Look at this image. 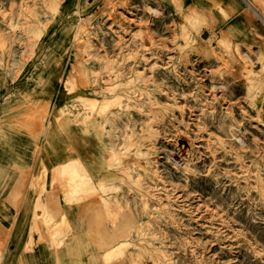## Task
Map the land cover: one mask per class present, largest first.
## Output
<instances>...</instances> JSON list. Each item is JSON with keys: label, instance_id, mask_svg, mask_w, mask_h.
<instances>
[{"label": "rangeland", "instance_id": "374dc122", "mask_svg": "<svg viewBox=\"0 0 264 264\" xmlns=\"http://www.w3.org/2000/svg\"><path fill=\"white\" fill-rule=\"evenodd\" d=\"M0 99V146L18 129L65 137L73 124L86 139L36 178L54 202L41 196L32 224L54 254L93 247L66 243L60 208L77 205L105 244L72 264H264V0H0ZM20 178L25 189L31 170ZM106 194L122 197L121 223L100 221ZM0 225L3 253L1 214Z\"/></svg>", "mask_w": 264, "mask_h": 264}, {"label": "crops", "instance_id": "0c3cea01", "mask_svg": "<svg viewBox=\"0 0 264 264\" xmlns=\"http://www.w3.org/2000/svg\"><path fill=\"white\" fill-rule=\"evenodd\" d=\"M3 113V108H0L1 134L9 131L7 127L8 122L4 119ZM52 116L53 114H51L50 118ZM71 128L73 129L70 131V135L67 136V134H65V137L63 134L50 136V128H47L48 136L45 134L43 138H40V135H38V130L26 134L21 128L22 132L18 129L17 132L13 134L14 137L11 142L13 144L9 146H0V214L3 227H5V225H11V235L6 239V250L9 251L3 252L1 256V259H4L3 264H7L8 261H15L18 264H20V262H23L22 264H66L67 262H71L70 264H72L75 261H90L95 257L103 255V251L99 252V250L94 247L95 245L98 246L99 244H105L103 232L100 234V237L91 234V231L95 232L97 230L92 226H88L86 223H81V207L77 205L67 207L61 205L60 209L64 213H67V219L72 231L71 241H67L66 243H71L72 246H77L80 244V241L74 239L81 236L83 238H88L93 245V247L89 246V242H87L88 246L87 243L84 244V246L86 245L87 253L83 257L74 254L63 256L60 254V250L54 254L52 252L53 245L50 238L41 241L39 239V234L34 231V224H32L33 220L41 217L43 214L42 209H37L40 197H44V200L46 203L48 202V205H50L49 203L54 202V199L52 198L53 195L50 194V190L48 189L50 185L47 186L46 192H43L41 195V191L36 185L37 176L40 177L44 170L56 171L57 169H60L66 161L64 158L68 156L67 150H72L74 154H83L87 150L86 148L88 146L85 143V137L81 134V129L78 126H74V124L71 125ZM88 140L90 141V139ZM66 141L68 143H66ZM66 148L67 150L65 151ZM12 149L15 151L12 152ZM72 165L76 166L77 164L73 163ZM26 168L31 170V178L28 181L29 183L27 184V187L24 189L21 185L22 179L20 178V173ZM84 170L85 175L90 176L94 181L93 172L91 173L85 168ZM96 176L102 177L103 180H108L107 173L98 175V172H96ZM30 181L33 182V187H30ZM20 186L21 188H19ZM20 190L22 191V199L19 206L16 209L8 208L7 203L9 198L12 197L14 193L20 192ZM103 197H106L107 199L110 198L107 194L103 195ZM117 197L120 200L122 208L107 207L106 204L101 203L100 198L97 199L95 207L101 216L100 221L103 224L107 222L113 224L122 222L121 213L125 206L122 197L119 195ZM88 198L89 202L87 203L86 208L91 209L94 204V198L90 196H88ZM9 213L14 214L10 224L5 223L10 217L8 215ZM113 218L114 221L112 222L111 219ZM25 245H33V251L26 255L23 254L22 250ZM55 261L57 263H55Z\"/></svg>", "mask_w": 264, "mask_h": 264}, {"label": "bare ground", "instance_id": "6f19581e", "mask_svg": "<svg viewBox=\"0 0 264 264\" xmlns=\"http://www.w3.org/2000/svg\"><path fill=\"white\" fill-rule=\"evenodd\" d=\"M85 65V64H84ZM89 98H91V97H89ZM94 98V97H93ZM87 99V98H86ZM92 99V98H91ZM86 100L87 102H88V104H89V106H94V103L92 102V100ZM96 99V98H95ZM84 100V99H83ZM96 102H97V100H96ZM82 104V103H81ZM106 104V103H105ZM84 105V104H83ZM88 107V106H87ZM92 107H91V109H92ZM84 108V107H83ZM90 109V110H91ZM87 112V111H86ZM90 114H91V112H90ZM240 139V138H239ZM171 156V155H170ZM182 156V155H181ZM173 159H174V161L175 162H178V163H180V164H182L183 165V168L185 169V170H188V168H189V166H188V164H187V162H184V158L183 157H180L181 158V161L180 160H178V159H176V156L174 157H172ZM178 158V157H177ZM189 163V162H188ZM74 166V169H75V165H73ZM73 168V167H72ZM120 170V169H119ZM73 171V170H72ZM73 172H75V175H73V176H76V170H74ZM83 175V174H82ZM77 176H79V173H78V175ZM87 176V177H86ZM85 177L87 178L86 180H87V185L85 186L86 187V189H88V190H91V191H93V190H95L96 189V185H95V182L92 180V178L90 177V176H88V175H86ZM82 177V176H81ZM81 177L79 176V178L81 179ZM73 178H75V177H73ZM18 179V178H17ZM83 179H85V178H83ZM56 180V179H55ZM73 180V179H72ZM74 181V180H73ZM75 182V181H74ZM80 182V181H79ZM84 182H85V180H84ZM77 183V182H76ZM85 183V184H86ZM83 184V183H82ZM84 184V185H85ZM21 185H22V183H21ZM71 185V184H70ZM75 185H78V183L77 184H75ZM156 185V184H155ZM159 185V184H158ZM24 186V185H23ZM165 186V185H164ZM168 186V185H167ZM175 186V185H174ZM104 187V186H103ZM156 187H157V185H156ZM19 188H21V186L19 187ZM95 188V189H94ZM107 188V187H106ZM166 188V187H165ZM172 188V187H171ZM162 190V189H161ZM174 190V189H173ZM172 190V191H173ZM19 191V190H18ZM21 191V190H20ZM155 191V190H154ZM170 191V190H169ZM168 191V192H169ZM166 193H167V191H166ZM170 193V192H169ZM16 194V193H15ZM18 194L20 195L21 194V192L20 193H17L16 195H17V197H18ZM155 194V193H154ZM153 195V194H152ZM166 195V194H165ZM20 197V196H19ZM159 197V196H158ZM157 197V198H158ZM104 200H105V204H106V206L107 207H112V208H114V207H120V208H122V205H120L121 203H120V200L118 199V197L116 196V197H114L113 196V198H106V197H104ZM15 201H17L16 199H15ZM16 204H17V202H16ZM174 206V205H173ZM16 211V210H15ZM17 212V211H16ZM14 215V214H13ZM15 218V217H14ZM10 222H11V220H10ZM13 223H15V222H13ZM12 223V224H13ZM1 226V225H0ZM3 226V225H2ZM11 226V225H10ZM9 228V227H8ZM4 229H6L5 227H4ZM0 234H1V231H0ZM3 234H4V232H3ZM1 236V235H0ZM124 241V240H123ZM128 241H126V243H127ZM120 244H121V242H120ZM121 246V245H120ZM117 247H119V245L117 246ZM115 248V247H114ZM113 250V249H112ZM112 250H108V251H112ZM115 250H117V249H115ZM120 250V249H119ZM118 250V251H119ZM2 251L3 250H1L0 251V253H2ZM118 251H116V252H118ZM106 260V259H105Z\"/></svg>", "mask_w": 264, "mask_h": 264}]
</instances>
